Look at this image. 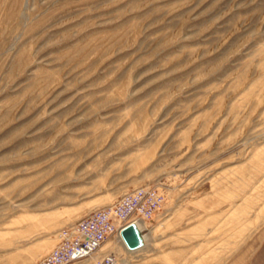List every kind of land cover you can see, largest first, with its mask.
<instances>
[{
  "label": "rangeland",
  "instance_id": "1",
  "mask_svg": "<svg viewBox=\"0 0 264 264\" xmlns=\"http://www.w3.org/2000/svg\"><path fill=\"white\" fill-rule=\"evenodd\" d=\"M143 185L120 264H264V0H0V264Z\"/></svg>",
  "mask_w": 264,
  "mask_h": 264
},
{
  "label": "built area",
  "instance_id": "2",
  "mask_svg": "<svg viewBox=\"0 0 264 264\" xmlns=\"http://www.w3.org/2000/svg\"><path fill=\"white\" fill-rule=\"evenodd\" d=\"M163 203L164 196L156 188H134L61 228L56 245L34 264H120L116 254L102 252L104 243L111 237L121 238L120 231L132 222L144 224L153 219ZM99 252L100 256L91 260Z\"/></svg>",
  "mask_w": 264,
  "mask_h": 264
},
{
  "label": "water",
  "instance_id": "3",
  "mask_svg": "<svg viewBox=\"0 0 264 264\" xmlns=\"http://www.w3.org/2000/svg\"><path fill=\"white\" fill-rule=\"evenodd\" d=\"M137 222H132L128 225H126L121 231L120 236L123 241V244L128 250H136L137 248H140L144 243V241L141 239V235L143 234V229L133 226Z\"/></svg>",
  "mask_w": 264,
  "mask_h": 264
},
{
  "label": "bare ground",
  "instance_id": "4",
  "mask_svg": "<svg viewBox=\"0 0 264 264\" xmlns=\"http://www.w3.org/2000/svg\"><path fill=\"white\" fill-rule=\"evenodd\" d=\"M137 224V225H136ZM136 224H134L133 226L135 227V230H136V227H139L140 228V225L139 224H141V223H136ZM138 229V228H137ZM119 240H120V242L123 244V241H122V239L120 238V237H117ZM117 239V240H118ZM135 250V249H134ZM134 250H129V251H134ZM137 250V249H136ZM102 252L104 253V254H107L104 250H102ZM98 256H100V252L98 253V254H96V255H94L92 258H91V260H94L95 261V259L98 257ZM122 262V264H127V261L126 260H124V261H121Z\"/></svg>",
  "mask_w": 264,
  "mask_h": 264
},
{
  "label": "crops",
  "instance_id": "5",
  "mask_svg": "<svg viewBox=\"0 0 264 264\" xmlns=\"http://www.w3.org/2000/svg\"><path fill=\"white\" fill-rule=\"evenodd\" d=\"M137 228H139V227H137ZM139 229H140V228H139ZM174 250H175L176 252H178V248H175Z\"/></svg>",
  "mask_w": 264,
  "mask_h": 264
}]
</instances>
